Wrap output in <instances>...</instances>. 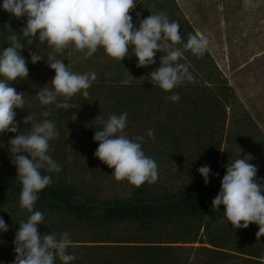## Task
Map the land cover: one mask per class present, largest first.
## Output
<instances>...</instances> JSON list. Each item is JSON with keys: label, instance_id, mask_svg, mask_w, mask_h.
<instances>
[{"label": "trees", "instance_id": "obj_1", "mask_svg": "<svg viewBox=\"0 0 264 264\" xmlns=\"http://www.w3.org/2000/svg\"><path fill=\"white\" fill-rule=\"evenodd\" d=\"M2 4L0 0V50L10 46L6 37L13 31L20 35L27 22L26 17L17 19L6 12ZM149 10L164 12L170 21L178 22L183 43L189 33H197L175 0H139L130 13L133 22L138 26L136 14L143 19L151 14ZM22 43L25 48L21 54L28 60L29 75L11 84L25 93V107L16 110V120L26 132L30 125L22 123L23 117L31 113L40 121L44 119L42 112L48 110L51 114L47 119L55 122L59 131L58 139L49 142V154L62 171L42 170L51 176L52 184L40 191L34 205V210L44 215L38 231L41 235L52 231L70 233L74 244L68 253L78 257L70 264H264V236L256 238L258 225L235 229L226 220L223 205L218 212L212 209L226 173L221 168L222 139L212 138L223 135L227 108L237 103L238 97L207 50L199 56L183 50V44L175 45L183 50L180 62L189 65L195 81L185 80L172 92L153 86L148 76L160 66L163 53L157 52L156 64L148 67H137L134 55L120 62L104 54L106 60L93 61L100 62L103 69L92 71L97 79L87 90L89 95L77 94L71 101L76 108L65 110L55 105L41 106L36 96L46 84L51 87L55 73L46 61L32 64L29 52L37 51L47 60L52 49L38 37L31 46ZM69 50L57 58L73 71ZM173 93L179 94L178 102L168 99ZM73 112L77 114L75 121L71 120ZM123 112L128 114V135H147L149 129L154 132L155 140L147 138L142 149L148 150L145 154L156 162L159 157L193 158L186 167V183L181 190L162 186L156 189V184L147 187L144 183L129 198L99 199L71 178L78 171L83 176L94 174L97 166L104 164L94 156L98 147L93 139L98 130L95 118L101 114L107 119L109 114ZM16 134H0V217L8 226L7 232H0V264H13L18 222L28 215L19 208L21 186L8 151V140ZM206 135H212L211 140L205 141ZM156 138L160 139L158 152L154 147ZM193 144L197 146L196 154L187 155L190 153L186 150ZM204 165L211 169L208 184L197 171ZM56 264L62 261L57 259Z\"/></svg>", "mask_w": 264, "mask_h": 264}, {"label": "clouds", "instance_id": "obj_2", "mask_svg": "<svg viewBox=\"0 0 264 264\" xmlns=\"http://www.w3.org/2000/svg\"><path fill=\"white\" fill-rule=\"evenodd\" d=\"M249 3L250 0H245L246 6ZM136 4V0H3L2 8L6 12L17 19L27 18L20 35L13 31L5 39L10 46L0 50V134L17 133L8 140V151L17 170L15 179L21 186L19 208L21 213H28L26 220L18 222L13 264H56L57 259L62 264H70L78 259L68 253L74 244L69 232L52 231L41 235L38 231V225L44 223V215L34 210V205L40 191L52 184L51 176L43 174L42 170L62 171L61 165L49 154V142L58 139L59 131L55 122L47 119L51 114L48 110L42 112L44 119L40 121L31 113L24 116L22 123L30 125L26 132L21 131V122L16 120V110L25 107V93L18 92L11 84L26 80L29 75L28 60L21 54L25 48L22 41L31 46L38 37L52 49L47 60L37 51L29 52L32 64L46 61L55 73L51 87L46 84L36 94L41 106L75 109L76 105L71 103L73 97L77 94L87 97V90L97 79L95 72H74L63 59L57 58L68 49L90 58L103 48L106 55L120 62L134 55L137 67L156 64L155 56L160 52L163 53L160 66L148 74L153 86L172 92L185 80L194 82L189 65L180 62L183 50L202 56L209 46L208 38L199 32L189 33L187 42L183 43L179 23L170 21L164 12L149 10L151 14L143 19L137 13V26L130 15ZM177 44H183V50L175 47ZM168 99L178 102L180 96L173 93ZM76 119L77 114L73 112L71 120ZM94 124L98 129L93 136L98 142L94 156L114 169L112 175L116 181L127 180L136 187L158 181V164L142 149L144 137L129 138L125 131L127 112L109 114L107 119L100 114ZM147 136L155 140L151 129ZM69 148L74 151L71 145ZM249 161L237 158L226 165L212 209L218 212L223 205L224 216L235 229H247L252 223L258 225L256 238L259 239L264 236V178L257 179L258 168ZM197 171L208 184L210 167L204 165ZM7 231V224L0 217V232Z\"/></svg>", "mask_w": 264, "mask_h": 264}, {"label": "rangeland", "instance_id": "obj_3", "mask_svg": "<svg viewBox=\"0 0 264 264\" xmlns=\"http://www.w3.org/2000/svg\"><path fill=\"white\" fill-rule=\"evenodd\" d=\"M175 1L195 31L208 38L207 51L238 97V102L227 108L223 135L212 138L222 139L221 168L226 170V165L237 158L250 159L249 162L258 168L257 178L264 177V0H250L247 6L245 0ZM104 54L103 48L90 58L72 49L67 53L73 71L78 73L94 70L98 73L103 69L99 63L106 60ZM128 136H143L142 146L149 138L147 135ZM210 137L206 135L204 140L209 141ZM159 140L156 138L154 145L157 152ZM191 146L186 150L190 153L187 155L196 154L197 146ZM157 159L159 178L153 183L157 185L156 189L162 186L181 190L186 183V167L193 158ZM97 167L98 172L94 171V174L83 176L78 171L71 178L99 199H126L138 188L127 180L116 181L112 175L114 169L107 165ZM145 184L147 187L153 185Z\"/></svg>", "mask_w": 264, "mask_h": 264}]
</instances>
